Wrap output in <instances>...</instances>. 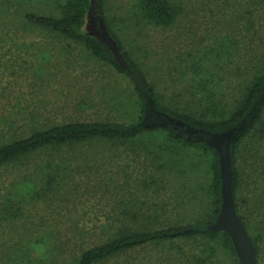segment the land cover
<instances>
[{
    "label": "trees",
    "instance_id": "16d2710c",
    "mask_svg": "<svg viewBox=\"0 0 264 264\" xmlns=\"http://www.w3.org/2000/svg\"><path fill=\"white\" fill-rule=\"evenodd\" d=\"M95 1L98 14L117 42L121 60L86 29L92 0H0V107H5L8 100L6 88L2 87L5 71L10 74L12 70L11 75H16L14 65L20 57V67L27 63L21 50H30L36 43L31 35L39 33L75 43L94 60L124 74L132 86L128 93L117 92L118 103L130 108L134 115L129 121L104 118L50 124L40 122L38 109L0 111V264H240L228 232L210 229L222 202L220 160L217 150L199 138L234 128L237 136L230 146L233 197L261 264L264 0H223L221 7L215 5L218 10L212 12L226 17L219 22L223 23V34L216 32L203 55L191 51L183 59L186 65L180 63L177 67L181 77L189 82L184 89L189 97L184 100L160 90L157 78H150V72L120 31L130 27L137 28V32L148 27L171 28L189 10L190 1L128 0L122 16L115 13L111 0ZM224 58L229 60L221 63ZM238 58L243 65L238 64ZM233 65L244 80L228 98L213 91V87L221 80L218 72L233 69ZM34 72L49 74L44 73L41 63ZM188 129L203 133H190ZM144 140L163 149L170 145L195 148L197 157L209 166L211 183L207 187L200 184V189H206L211 196H207L210 205L206 217L158 225L153 223L156 216L146 214L147 208L139 196L131 197L130 193L120 206L107 210L106 222L87 225L55 221L65 209L71 211L69 205L81 198L74 181L86 174L87 160L94 159L99 149L105 153L119 147L133 150ZM246 144H257V167L243 158ZM195 156L196 153L192 155ZM246 163L254 167L252 173H257V191L252 190L253 195L245 197L242 187L247 184L243 176L250 175L243 167ZM161 175L156 172L152 184L141 182L144 186L140 190L147 191L151 185H158V179L168 177ZM163 181L158 188L168 187V181ZM84 187L82 194L86 196L95 193L96 187L108 193L111 185L102 182ZM253 196L256 203L250 204ZM148 209L152 210L149 206ZM256 222L255 235L252 228H256ZM38 245L44 246V254L34 253ZM152 250L157 254L151 261L145 253Z\"/></svg>",
    "mask_w": 264,
    "mask_h": 264
},
{
    "label": "rangeland",
    "instance_id": "374dc122",
    "mask_svg": "<svg viewBox=\"0 0 264 264\" xmlns=\"http://www.w3.org/2000/svg\"><path fill=\"white\" fill-rule=\"evenodd\" d=\"M189 1V10L171 28L148 27L137 32V28L135 30L130 27L120 31L124 40L130 43L129 47L133 48L134 54L150 72V78H157L160 90L168 96H180L179 100L181 97L183 100L189 97L184 90L189 82L181 77L177 67L180 63L186 65L183 59H187L191 51L196 55L199 52L203 55L204 50L213 42V35L216 32L223 34V23L219 22L226 18L219 17L215 7L224 5L223 0ZM127 2L128 0L110 1L118 16H122L123 5ZM212 10L216 12L213 13ZM35 34L30 37L32 41H36L35 45L28 51L21 50L27 63L20 67L23 61L20 57L14 65L17 74L11 75L12 70L10 74L9 71L4 73L2 87L6 88L8 100L5 107H0L1 112L38 109L42 115L40 122L50 124L104 118L129 121L134 118L130 108L121 107L118 103L117 92L123 90L128 93V87L132 86L124 74L94 60L84 48L75 43L51 34ZM228 60L229 58H224L220 62ZM237 62L243 65L240 58ZM40 63L44 73L49 74L34 72ZM28 67L31 68L30 71L23 70ZM235 69L233 65V69L218 72L217 78L220 77L221 80H218L213 91L230 98L244 80ZM137 144L133 150L119 147L105 153L103 149H99L94 159L87 160L84 168L86 174H76L78 177L74 181L80 188L81 198L69 205L71 211L65 209L55 221L87 225L106 222L107 210L120 206L130 193L131 197L139 196V200L143 202L140 203L144 209L147 208L146 214L156 216L153 223L158 225L186 223L206 217L210 205L208 197L211 196L206 189H200V184L205 183L204 187L210 185V173L207 172L209 166L204 164L202 158L197 157L195 148L170 145L163 149L154 147L145 140ZM256 157L257 144H246L243 158H248V162L257 167ZM72 166H76L75 163ZM243 167L250 175L246 173L243 176L247 185H243L242 193L245 197L252 196L251 191H257V173H252L254 167L247 166V163ZM156 172L160 176H168L166 179L162 178L168 181V187L158 188L164 182L158 179L159 186L151 185L147 191L140 190L144 186L141 182L152 184L151 179ZM102 182L111 185L108 193L96 187L95 193L86 196L82 194L84 185L97 186ZM199 190L202 192L199 193ZM253 198L254 196L250 204L256 203ZM252 232L257 234V222ZM34 251L35 254L42 255L45 248L38 245ZM145 254H149L152 261L157 252L152 250ZM66 257L67 255L65 259ZM261 264H264V259Z\"/></svg>",
    "mask_w": 264,
    "mask_h": 264
},
{
    "label": "water",
    "instance_id": "95a60500",
    "mask_svg": "<svg viewBox=\"0 0 264 264\" xmlns=\"http://www.w3.org/2000/svg\"><path fill=\"white\" fill-rule=\"evenodd\" d=\"M96 1L92 0L91 7L88 13L86 29L101 39L121 60L123 57L119 51V47L114 38L110 35L109 30L105 26L103 18L98 14L96 9ZM94 30H90V28ZM182 125L181 122H177ZM236 128L221 133H211L210 138L199 136L203 141L211 147H214L220 160L221 171V208L213 224L210 225L212 230H225L231 237L234 250L237 254L240 264H258L257 247L253 242L245 224L237 213L235 200L233 197V169L231 165L230 146L236 138ZM187 132L198 133L202 132L199 129H188Z\"/></svg>",
    "mask_w": 264,
    "mask_h": 264
}]
</instances>
